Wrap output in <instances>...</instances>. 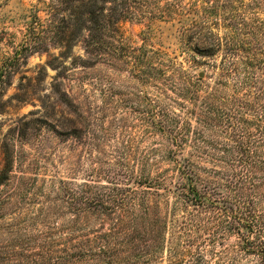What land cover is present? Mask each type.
Here are the masks:
<instances>
[{"label":"rangeland","instance_id":"374dc122","mask_svg":"<svg viewBox=\"0 0 264 264\" xmlns=\"http://www.w3.org/2000/svg\"><path fill=\"white\" fill-rule=\"evenodd\" d=\"M51 2L0 0V264H172L168 245L182 254L189 239L217 264L236 238L211 231L213 240V226L181 236L175 162L189 160L201 183L218 180L195 131L203 99L232 97L235 70L223 66L236 57L225 47L200 57L192 27H212L236 50L251 42L261 57L264 0H128L121 35L105 31L94 58L85 31L25 51Z\"/></svg>","mask_w":264,"mask_h":264},{"label":"trees","instance_id":"16d2710c","mask_svg":"<svg viewBox=\"0 0 264 264\" xmlns=\"http://www.w3.org/2000/svg\"><path fill=\"white\" fill-rule=\"evenodd\" d=\"M51 1L49 25L39 28L41 31L36 27L31 31L33 44L25 48L26 52H46L51 46L75 39L85 31L86 52L92 58L97 57L105 31L111 30V39L121 35L119 25L128 13L124 5L128 0ZM108 5L113 6V14L109 16L102 13ZM210 13L214 15L215 9ZM192 28L202 45H195L196 53L203 59L216 58L218 50L224 47L228 58L236 57V60L224 61L233 66H223V71L231 74L235 70L237 79L231 89L232 97L219 98L211 93L203 99L201 116L197 118L203 128L195 131V137L205 145L208 155L210 152L213 165L220 168L215 172L218 180L211 184L201 183L191 170L189 160L175 162L179 177L176 190L187 211L179 226L180 234L191 237L195 226L199 232L213 226L206 233L213 240L219 232L236 238L231 252L217 264H264V196L257 191V181H264V55L254 54L251 42L237 44L240 50H236L231 42L224 44L226 40L211 34L212 27L198 24ZM70 30H73L72 36L68 37ZM204 30H209V34L203 35ZM239 52L246 56H240ZM190 57L196 67L209 65L196 56ZM212 68L217 70L216 66ZM213 75L214 72L204 73L199 80ZM219 76L226 75L220 73ZM196 241L187 240L182 254L168 245L170 263L186 260L190 264H207L199 249L195 250ZM152 247L161 249L158 244Z\"/></svg>","mask_w":264,"mask_h":264}]
</instances>
